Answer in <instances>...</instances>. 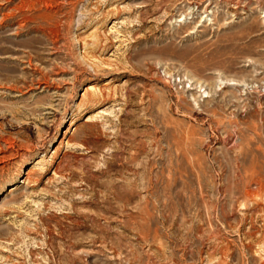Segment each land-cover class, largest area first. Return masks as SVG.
<instances>
[{
    "label": "rangeland",
    "instance_id": "obj_1",
    "mask_svg": "<svg viewBox=\"0 0 264 264\" xmlns=\"http://www.w3.org/2000/svg\"><path fill=\"white\" fill-rule=\"evenodd\" d=\"M0 264H264V0H0Z\"/></svg>",
    "mask_w": 264,
    "mask_h": 264
},
{
    "label": "bare ground",
    "instance_id": "obj_2",
    "mask_svg": "<svg viewBox=\"0 0 264 264\" xmlns=\"http://www.w3.org/2000/svg\"><path fill=\"white\" fill-rule=\"evenodd\" d=\"M207 3V4H206ZM205 4V7H202L203 9H202V11L200 10H198L199 12H198V17L197 18H199L198 19V22L197 23H199V24H197V26H200V25H202L205 21L206 22H208V21H212V20H214L215 19V16H216V12L218 11L217 9H216V7H214V6H210V3H208V2H206ZM227 3V2H226ZM218 4V3H217ZM217 4H216V6H217ZM213 5H215V4H213ZM184 6V5H183ZM181 7V6H180ZM226 12H228V11H226ZM196 13V12H195ZM230 13V12H229ZM232 13L233 12H231V15H232ZM189 14H193V6H190V5H187L185 8H180L179 10H178V12H177V18L178 19H174V23H178L179 24V22H182V21H185V20H187L186 18H187V15H189ZM224 14V13H223ZM225 15V14H224ZM194 16V15H193ZM220 16V15H219ZM226 16V15H225ZM173 17V16H172ZM229 17H230V15H229ZM191 18V17H190ZM196 18V19H197ZM195 19V18H194ZM193 21V20H192ZM205 22V23H206ZM186 23V22H185ZM204 23V24H205ZM193 24V23H192ZM196 26V25H195ZM185 75V74H184ZM187 79L188 80H191V76L189 75H187ZM223 80L224 81H226V82H229V85H233V86H236L237 84H239V83H244V80H241V81H239V80H235V79H231V78H222L221 76H218V78H217V81L214 83V84H212L210 87H208L207 88V90L205 91V90H202L204 93H206V95L207 94H210V93H215L216 94V90H215V88H220V85H222V83H223ZM35 86L37 87V88H44V86H45V84H41L40 82H38V83H36L35 84ZM201 87V84L199 85V88ZM242 88V87H241ZM200 90V89H199ZM201 91V92H202ZM244 93V92H243ZM200 92H199V94H198V97L200 98ZM214 95V94H213ZM189 96H191L192 97V100L193 101H196V103H197V98L198 97H195L194 96V94L193 93H190V95ZM204 97V96H203ZM207 97V96H206ZM212 98V97H211ZM262 105V104H261ZM71 123V122H70ZM12 187V186H11ZM12 188H10L9 189V191L11 190Z\"/></svg>",
    "mask_w": 264,
    "mask_h": 264
}]
</instances>
